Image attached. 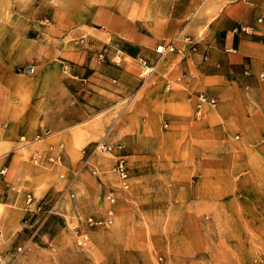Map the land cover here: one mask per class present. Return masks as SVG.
I'll return each instance as SVG.
<instances>
[{
  "label": "rangeland",
  "instance_id": "obj_1",
  "mask_svg": "<svg viewBox=\"0 0 264 264\" xmlns=\"http://www.w3.org/2000/svg\"><path fill=\"white\" fill-rule=\"evenodd\" d=\"M92 1L0 0V143L23 157L29 164L21 163L28 181L37 182L7 185L9 171L2 167L1 197L13 206L27 194L44 200V207L56 201V212L46 218L42 210L37 211L39 216L23 219L28 227L26 248L15 259L7 254L4 260L15 264H264V151L254 145L255 138L241 149L234 129L229 136L207 142L190 138L189 127L196 129L195 121L201 119L191 118L189 106L185 111L176 106L167 127L162 115L145 120L135 113L125 117V109L139 108L140 96L128 80L127 86H132H126L128 95L106 113L97 114L95 120L110 119L93 139L121 140L127 147L126 189L111 172L107 154L100 157L102 170L107 171L103 182L84 174L75 197L70 196L71 190L65 192L67 178L60 177L68 166L39 165L42 155L35 149H45L36 145L43 134L41 100L57 77L74 89L77 79L72 67L84 61L79 62L72 43L87 36L83 23ZM115 55L121 57L119 52ZM182 63L181 58L172 62L178 70L174 77L181 76ZM31 66L33 72L25 71ZM155 75L148 77L149 82L156 80ZM204 92L192 89L188 96ZM254 121L264 130V117L257 115ZM11 138L13 143L5 142ZM41 179L53 192L40 193L48 186ZM106 190H115L117 214L109 225L86 228V245H77L75 227L85 228L88 215L102 217ZM75 203L80 216L73 211ZM4 244L0 237V255L7 251Z\"/></svg>",
  "mask_w": 264,
  "mask_h": 264
},
{
  "label": "crops",
  "instance_id": "obj_2",
  "mask_svg": "<svg viewBox=\"0 0 264 264\" xmlns=\"http://www.w3.org/2000/svg\"><path fill=\"white\" fill-rule=\"evenodd\" d=\"M84 19L83 26L88 28L86 38L76 45L72 43V47L77 48L79 62L84 61V64L72 67L77 79L74 89L68 88L67 82L57 77L55 86L42 98L43 134L36 145L45 146V149H35L41 152V167L68 166L60 174L62 179L67 178L65 192L71 190L69 194L75 195L84 174L103 182V174L107 171L102 170L100 157L106 153L95 152L86 166L84 159L96 141L93 138L108 126L110 119L105 116L95 120V117L106 113L128 95L129 81L134 84L136 95L140 93L137 98L139 108L125 109V117L135 113L145 120L147 116L158 118L162 115L164 127H167L176 106H182L183 111L189 106L191 118L201 119L195 121L196 129L192 125L189 127L190 138L207 142L229 136L234 129L238 132L241 149L252 144L255 138L254 145L264 151V130L254 121L257 115L264 117V0H95L87 6ZM241 26H249L252 31H235ZM169 41H173L180 51L159 57L155 47ZM86 43L89 46H85ZM101 52L103 58L99 56ZM117 52L121 57L115 55ZM115 57L120 58L119 62L114 61ZM139 57L154 65L147 76L155 73L154 82H149L151 76L145 81L138 78L136 58ZM178 58L183 62L179 68L181 76L174 77L178 70L172 62ZM192 89L206 91L205 94L217 99L216 104L203 106L200 115L196 116V96H188ZM53 94L55 97L51 99ZM99 140L123 143L121 140ZM5 142L13 143L14 138ZM4 147L0 143V169L5 168L10 175L6 184H36L27 179L21 163L24 167L29 164L23 157L11 146ZM123 153L128 158L125 145ZM46 155L53 156L54 160ZM109 161L112 168L114 160L110 155ZM93 167L97 169V175L91 173ZM39 182L48 185L40 193L53 192L46 180ZM3 185L0 181V205L3 206L0 209V237H4L3 248L7 251L0 255V263L8 264L10 260L3 257L13 256L16 246L28 237L26 218L32 219L40 213L33 210L32 204L29 206L31 211H27L25 199L15 204L17 207L10 199L3 200ZM64 196L65 193L62 198ZM102 201L100 210L104 216L107 206L104 196ZM114 210L116 215V205ZM73 211L80 216L77 203ZM20 218L26 220L21 222Z\"/></svg>",
  "mask_w": 264,
  "mask_h": 264
},
{
  "label": "built area",
  "instance_id": "obj_3",
  "mask_svg": "<svg viewBox=\"0 0 264 264\" xmlns=\"http://www.w3.org/2000/svg\"><path fill=\"white\" fill-rule=\"evenodd\" d=\"M241 30L243 32L249 33L252 31V28L249 26H241L235 28V31ZM180 49L176 48L173 41H169L166 43H160L155 47V52L158 53L159 57L168 54V53H174L179 52ZM100 58L104 57L103 52L99 54ZM120 58L115 57L114 61L119 62ZM137 62L139 65L138 68V76L142 79L146 78L149 74L152 73L154 69V65L149 64L144 58H137ZM34 68L27 67L25 71L28 73L33 72ZM166 89H169V86L166 85ZM217 102V99L213 96H209L205 93H199L196 95L195 98V114L196 116L200 115L201 109L205 105L214 106ZM124 145L121 142H115V143H109L105 142L103 140H97L92 143V145L89 147L86 157L84 159V166L89 164V159L92 154L95 152L98 153H106L113 157L114 163L112 166V170L116 174L117 178L120 182V187L122 189L128 188L129 185V166L128 161L126 158V154L123 153ZM34 162L38 161V154L34 153L32 157ZM50 160H54L53 156L50 157ZM5 170H2L1 172H4ZM91 173L94 175H97V169L91 168ZM74 194H70V196H73ZM105 200L107 202V207L105 210V215L99 218H96L93 215H88L84 218V227H75V234H76V244L79 246H85L88 241V232L86 228L94 227V226H106L112 223L113 216L115 214L114 205L116 202V193L115 190H108L105 194ZM25 203L27 205V211H31V207H29L31 204L33 205L34 211H42L44 217L46 218L47 215L51 213L56 212V201L54 203L49 204V206H46V202L44 200H35L31 194H27L25 197ZM38 229V228H37ZM26 244H20L16 246L15 251L13 252V259H15L17 256L22 254V252L25 250ZM1 264V263H0ZM8 264H15L14 261L10 262Z\"/></svg>",
  "mask_w": 264,
  "mask_h": 264
}]
</instances>
